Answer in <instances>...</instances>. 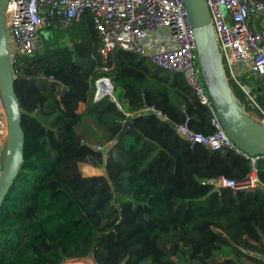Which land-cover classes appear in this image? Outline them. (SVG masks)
Returning a JSON list of instances; mask_svg holds the SVG:
<instances>
[{"label": "trees", "instance_id": "1", "mask_svg": "<svg viewBox=\"0 0 264 264\" xmlns=\"http://www.w3.org/2000/svg\"><path fill=\"white\" fill-rule=\"evenodd\" d=\"M60 31L71 46L47 43L44 54L13 59L25 163L0 209V264H75L90 253L96 264H264L248 254L264 256V157L255 167L261 186L218 189L221 179L243 183L253 165L178 135L188 119L194 132H214L183 76L122 49L100 71L90 16ZM104 76L123 110L110 97L95 101ZM127 120L135 131L115 143ZM82 165L106 175L85 176Z\"/></svg>", "mask_w": 264, "mask_h": 264}, {"label": "built area", "instance_id": "2", "mask_svg": "<svg viewBox=\"0 0 264 264\" xmlns=\"http://www.w3.org/2000/svg\"><path fill=\"white\" fill-rule=\"evenodd\" d=\"M207 3L228 80L243 92L245 103H240L243 109L264 124V105L260 101L264 89L257 90L264 86V0H207ZM86 16L92 17L101 43L100 71L110 72L114 67L112 54L122 49L150 60L160 70L181 74L196 99L209 110L214 132L210 136L196 133L189 127L188 119L177 127L178 135L192 145L200 144L214 151L231 150L252 162L253 171L243 183L221 179L213 182L218 189L261 186L255 168L260 157L245 153L227 135L208 94L185 0H8L6 25L16 55L33 58L42 48L43 30H65ZM95 86V101L110 97L123 110L109 76L97 80ZM142 113L162 115L153 107H145ZM0 138L1 174L6 141L3 110Z\"/></svg>", "mask_w": 264, "mask_h": 264}, {"label": "water", "instance_id": "3", "mask_svg": "<svg viewBox=\"0 0 264 264\" xmlns=\"http://www.w3.org/2000/svg\"><path fill=\"white\" fill-rule=\"evenodd\" d=\"M185 3L196 37L205 85L227 135L245 153L253 157H264V124L243 109L233 92L207 0H185ZM7 5L8 0H0V104L6 118V141L0 174V209L24 167L26 143L22 105L15 90L16 81L22 78L17 77L13 69L6 25ZM129 131H135L132 120L124 123L115 143Z\"/></svg>", "mask_w": 264, "mask_h": 264}, {"label": "rangeland", "instance_id": "4", "mask_svg": "<svg viewBox=\"0 0 264 264\" xmlns=\"http://www.w3.org/2000/svg\"><path fill=\"white\" fill-rule=\"evenodd\" d=\"M41 35L42 37L44 38V43L42 42V48L41 50L39 51V53L41 54H44L45 53V48H46V45L47 43L50 44L51 43V47L52 48H56V47H64V46H71V43H70V38L69 36L66 34V33H63V31H60V30H48V29H45L41 32ZM10 36V35H9ZM12 45V44H11ZM13 46V45H12ZM16 47L13 46V52L11 53V58L12 60L15 58V55H16ZM120 94L121 92L119 90H116L115 91V95L116 97L119 99L120 98ZM121 102V101H120ZM121 103H124V102H121ZM82 169V172L85 176H88V175H100L101 173H103L102 171L103 170H98L99 172L97 173H92V174H87L85 173L84 171V166L81 167ZM104 174V173H103ZM248 254L252 255V256H256V254L254 253H251L249 252ZM259 256V255H258ZM256 256V257H258ZM83 260L82 262H84L85 264H96V261L94 259V256H93V253H90L89 255L87 256H84L82 257ZM92 262V263H91ZM242 264H250V262H248L247 260H242Z\"/></svg>", "mask_w": 264, "mask_h": 264}, {"label": "crops", "instance_id": "5", "mask_svg": "<svg viewBox=\"0 0 264 264\" xmlns=\"http://www.w3.org/2000/svg\"><path fill=\"white\" fill-rule=\"evenodd\" d=\"M121 103V102H120ZM122 104V106H124V103H121ZM85 109H86V104H84V103H81L80 104V106H79V113L80 114H83L84 113V111H85ZM2 110L4 111V108H3V106H2V104H0V114H1V112H2ZM3 149V142H2V138H0V150H2ZM82 166H84V168H86V167H88V170H86L87 171V174H92V173H97V172H99L98 170H103L102 172L104 173V170L105 169H96V168H93V167H91V166H88V165H82ZM106 171V170H105ZM103 173H101L100 175H106V174H103ZM99 175V174H98ZM88 176H94V174L93 175H88ZM254 254H256V253H254ZM259 255V256H258ZM252 256V255H251ZM256 256H258V257H256ZM256 256H254V257H256V258H259V259H262L263 261H264V256L263 255H260V254H256ZM73 261H76V260H72V261H69L68 263H71V262H73ZM83 260H77L76 262H75V264H79L80 262H82Z\"/></svg>", "mask_w": 264, "mask_h": 264}, {"label": "bare ground", "instance_id": "6", "mask_svg": "<svg viewBox=\"0 0 264 264\" xmlns=\"http://www.w3.org/2000/svg\"><path fill=\"white\" fill-rule=\"evenodd\" d=\"M10 34L8 33V43H9V49H10V52L12 53L13 52V46L15 47V44H14V41L12 40V37L9 36ZM13 46H12V45ZM79 264H85L84 262H80Z\"/></svg>", "mask_w": 264, "mask_h": 264}]
</instances>
